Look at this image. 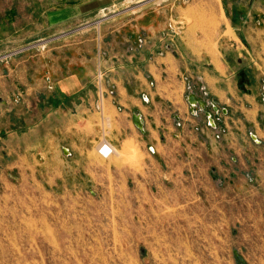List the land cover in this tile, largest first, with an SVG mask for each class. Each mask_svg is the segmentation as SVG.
I'll return each instance as SVG.
<instances>
[{
  "label": "rangeland",
  "instance_id": "rangeland-1",
  "mask_svg": "<svg viewBox=\"0 0 264 264\" xmlns=\"http://www.w3.org/2000/svg\"><path fill=\"white\" fill-rule=\"evenodd\" d=\"M162 2L180 12L169 10L158 34L157 54L175 63L162 64L159 86L146 75L159 87L161 111L104 109L99 125L72 116L62 127L52 94L51 137L23 123L15 136H0V264H264V63L226 30L213 0L200 9L192 0ZM129 8H103L48 33L26 27L14 35L18 44L0 49V63ZM254 22L261 33L245 35L264 38V24ZM146 40L143 32L140 45ZM257 50L264 58L259 41ZM191 94L205 106L193 109ZM104 139L116 148L108 158L98 153Z\"/></svg>",
  "mask_w": 264,
  "mask_h": 264
},
{
  "label": "crops",
  "instance_id": "crops-1",
  "mask_svg": "<svg viewBox=\"0 0 264 264\" xmlns=\"http://www.w3.org/2000/svg\"><path fill=\"white\" fill-rule=\"evenodd\" d=\"M162 1L6 0L0 7V49L18 44L14 35L26 27L32 29L39 25V31L48 33L89 19L103 8H131L97 28L83 29L70 40L0 63V136L3 138L5 132L15 136L23 123L32 134L43 128L44 136L51 137L53 109L48 97L52 94L59 98L54 113L61 115L62 127L72 125L67 123L72 116L79 122L92 117L99 125L104 109L113 114L130 111L134 106L146 112L161 111L162 105L155 100L162 96L159 87L153 90L150 86L153 82L149 84L146 75L150 74L159 86L162 64L175 63L177 59L169 52L157 54L162 42L158 34L166 27L169 10L172 17L175 12L172 6L165 9L169 4ZM205 1L192 0L197 9L203 8ZM257 1L213 0L226 30L235 32L239 42L244 40L251 46L255 62L264 63L260 50L255 52L256 41L264 49V38L245 35V32L261 33L253 24L254 21L264 24L260 18L261 14L264 16V9L257 6ZM178 7L175 15L180 12ZM143 32L147 33V40L140 45ZM7 36L12 39L7 40ZM242 45L245 46L243 42ZM185 46L189 43H181V47ZM52 81H56L54 88ZM105 83L114 88L115 94H109ZM103 134L101 128L95 132L94 140H100Z\"/></svg>",
  "mask_w": 264,
  "mask_h": 264
},
{
  "label": "water",
  "instance_id": "water-1",
  "mask_svg": "<svg viewBox=\"0 0 264 264\" xmlns=\"http://www.w3.org/2000/svg\"><path fill=\"white\" fill-rule=\"evenodd\" d=\"M188 101L190 102V104H191V106H192V108L194 109L195 108V106L197 105V104H199L201 107H204L205 106V102H203L201 99H199V98H197L194 94H191V95H189L188 96ZM216 108V107H215ZM133 121H134V123H135V125L138 127V128H140L141 130H143V124H142V118H141V116L140 115H134L133 116ZM66 152H68L67 150H66ZM236 257H237V259L241 262V263H245V260H244V258H243V256L242 255H240V254H236Z\"/></svg>",
  "mask_w": 264,
  "mask_h": 264
},
{
  "label": "built area",
  "instance_id": "built-area-1",
  "mask_svg": "<svg viewBox=\"0 0 264 264\" xmlns=\"http://www.w3.org/2000/svg\"><path fill=\"white\" fill-rule=\"evenodd\" d=\"M100 22L101 21H99L98 23L100 24ZM8 57L9 56L3 57L1 60L8 59ZM101 76H103L102 73ZM114 151H115V146L109 140L102 141L98 148V153L104 158H108L111 155H113Z\"/></svg>",
  "mask_w": 264,
  "mask_h": 264
},
{
  "label": "bare ground",
  "instance_id": "bare-ground-1",
  "mask_svg": "<svg viewBox=\"0 0 264 264\" xmlns=\"http://www.w3.org/2000/svg\"><path fill=\"white\" fill-rule=\"evenodd\" d=\"M104 140H106V139H104ZM104 140H103V141H104ZM114 153H116V148H115V151H114Z\"/></svg>",
  "mask_w": 264,
  "mask_h": 264
}]
</instances>
